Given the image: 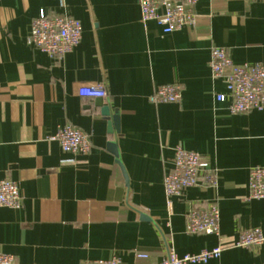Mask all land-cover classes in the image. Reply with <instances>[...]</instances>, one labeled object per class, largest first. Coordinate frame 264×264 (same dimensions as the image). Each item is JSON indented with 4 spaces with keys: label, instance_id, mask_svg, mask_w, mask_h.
Segmentation results:
<instances>
[{
    "label": "crops",
    "instance_id": "obj_1",
    "mask_svg": "<svg viewBox=\"0 0 264 264\" xmlns=\"http://www.w3.org/2000/svg\"><path fill=\"white\" fill-rule=\"evenodd\" d=\"M41 12L81 25L62 59L28 44ZM194 15L193 26L166 34L141 22L138 0H0V180L22 196L21 208L0 207V253L15 264H160L170 249L181 257L220 245L205 264H264V244L233 247L242 230L264 234V200L248 199L250 170L264 168V113L232 115L209 69L213 47L236 65H264V0H198ZM173 83L179 103L148 102ZM83 85L105 88L118 134L96 99L77 95ZM65 126L89 136L87 155L49 140ZM176 146L208 161L217 185L186 189L168 208L163 179ZM210 204L219 236L187 234L186 214Z\"/></svg>",
    "mask_w": 264,
    "mask_h": 264
},
{
    "label": "built area",
    "instance_id": "obj_2",
    "mask_svg": "<svg viewBox=\"0 0 264 264\" xmlns=\"http://www.w3.org/2000/svg\"><path fill=\"white\" fill-rule=\"evenodd\" d=\"M198 0H138L140 20L142 23L155 22L168 34L194 24V7ZM261 1V0H260ZM82 39L80 23L66 16L49 17L39 13L30 27L28 44L35 50L45 53L51 59H62L77 47ZM210 74L213 79L223 80L226 95H218V102L229 101V112L240 115L249 111L264 113V65L234 64L228 52L219 47H213L209 60ZM79 97L108 100L107 91L103 86L83 85L78 89ZM181 99L179 84L159 86L148 96L150 104H175ZM50 141L58 143L63 153L72 155H87L91 149L89 136L71 126H65L51 137ZM171 169L163 179V189L168 208L171 199L180 197L186 189L196 186L215 187L217 174L208 161L198 153L176 146L173 151ZM248 199L264 200V168L254 167L248 175ZM22 206V196L19 187L10 180H0V207L19 209ZM185 230L192 235L219 236V209L216 204H210L205 209L190 210L186 214ZM264 244V234L260 229H247L239 232L233 247L258 248ZM222 247L219 245L211 250H203L197 254H186L179 257L170 249L160 264H205L217 259ZM145 256H138L144 258ZM0 264H15L12 255L0 253ZM84 264H122L117 256L107 260L85 262Z\"/></svg>",
    "mask_w": 264,
    "mask_h": 264
},
{
    "label": "water",
    "instance_id": "obj_3",
    "mask_svg": "<svg viewBox=\"0 0 264 264\" xmlns=\"http://www.w3.org/2000/svg\"><path fill=\"white\" fill-rule=\"evenodd\" d=\"M95 107L99 109L101 117L110 119L111 124H109L108 126L109 133L116 132L118 134L119 132L118 113L116 111L114 113H111L110 107L108 105H104L101 99H96ZM107 145H108V148L112 151V153L117 157V163L120 165L115 142H110Z\"/></svg>",
    "mask_w": 264,
    "mask_h": 264
}]
</instances>
